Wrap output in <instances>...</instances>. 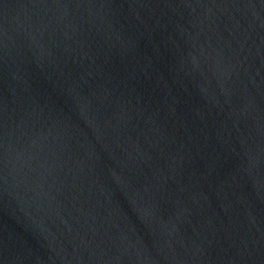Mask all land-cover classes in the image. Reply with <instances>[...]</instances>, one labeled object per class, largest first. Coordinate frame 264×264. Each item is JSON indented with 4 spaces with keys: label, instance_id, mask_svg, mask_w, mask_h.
I'll return each instance as SVG.
<instances>
[{
    "label": "water",
    "instance_id": "1",
    "mask_svg": "<svg viewBox=\"0 0 264 264\" xmlns=\"http://www.w3.org/2000/svg\"><path fill=\"white\" fill-rule=\"evenodd\" d=\"M0 264H264V0H0Z\"/></svg>",
    "mask_w": 264,
    "mask_h": 264
}]
</instances>
